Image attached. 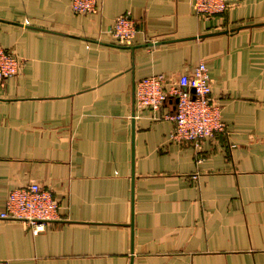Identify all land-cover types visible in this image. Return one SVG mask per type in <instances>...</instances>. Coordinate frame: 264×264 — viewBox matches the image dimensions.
Here are the masks:
<instances>
[{"label": "crops", "instance_id": "1", "mask_svg": "<svg viewBox=\"0 0 264 264\" xmlns=\"http://www.w3.org/2000/svg\"><path fill=\"white\" fill-rule=\"evenodd\" d=\"M0 0V45L22 65L0 86V213L30 182L58 219L0 218L8 264H264V0ZM129 14L139 31H107ZM152 43V45H147ZM204 63L227 134L170 138L174 102L137 107L135 83Z\"/></svg>", "mask_w": 264, "mask_h": 264}, {"label": "built area", "instance_id": "2", "mask_svg": "<svg viewBox=\"0 0 264 264\" xmlns=\"http://www.w3.org/2000/svg\"><path fill=\"white\" fill-rule=\"evenodd\" d=\"M99 0H70L75 14L96 13ZM232 4L226 0H193L192 8L197 18L208 20L224 15ZM114 40L124 46L132 44L139 31L129 14L114 18L107 30ZM22 61L11 51L0 45V86L9 77L17 74ZM137 107L156 111L168 100L175 101V109L168 116L175 126L170 138L177 142L188 141L198 147L200 141L215 134H227L221 117V108L211 96V80L204 63H198L190 72L172 79L164 74H153L138 80L134 85ZM58 202L49 188L38 182H30L13 189L7 198L5 210L0 218L19 220L30 228L33 234L45 225L58 219ZM0 264H8L0 260Z\"/></svg>", "mask_w": 264, "mask_h": 264}, {"label": "water", "instance_id": "3", "mask_svg": "<svg viewBox=\"0 0 264 264\" xmlns=\"http://www.w3.org/2000/svg\"><path fill=\"white\" fill-rule=\"evenodd\" d=\"M147 45H152V43H149V44H147ZM172 101V100H171ZM174 102V104H175V102H176V100L175 101H173ZM174 107H175V105H174Z\"/></svg>", "mask_w": 264, "mask_h": 264}]
</instances>
